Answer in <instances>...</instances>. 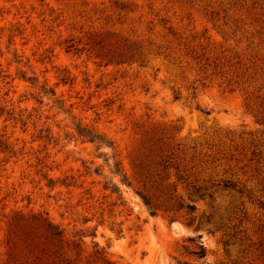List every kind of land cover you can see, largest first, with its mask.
<instances>
[{
    "label": "rangeland",
    "instance_id": "obj_1",
    "mask_svg": "<svg viewBox=\"0 0 264 264\" xmlns=\"http://www.w3.org/2000/svg\"><path fill=\"white\" fill-rule=\"evenodd\" d=\"M165 175L194 212L148 213ZM44 220L73 264H264V0H0V264Z\"/></svg>",
    "mask_w": 264,
    "mask_h": 264
},
{
    "label": "trees",
    "instance_id": "obj_2",
    "mask_svg": "<svg viewBox=\"0 0 264 264\" xmlns=\"http://www.w3.org/2000/svg\"><path fill=\"white\" fill-rule=\"evenodd\" d=\"M52 94L55 95L53 92ZM76 130L80 137L88 140L89 142L98 144L100 147L106 146L113 150L111 144L105 142L99 135L93 133L92 131L80 127H77ZM200 159L201 158L196 157L191 158L194 163L195 161H198L194 166L190 168L191 171L196 170L198 172H202L201 164L203 163V161ZM160 166L162 167L163 174H166V171L169 168L173 167V165L164 158L161 159ZM111 171L113 175L120 177L123 184L130 186V184L128 183L127 176L124 173L120 162L114 160V164L111 167ZM167 177V175H165L164 177L162 176L160 182L155 184L154 187H156V190H154L155 194H152V196L139 193L142 203L147 209L148 213L151 216L156 217L158 215L159 210H163L165 212H174L175 214L179 211H183L186 215H189L194 212L196 210V205L187 203L185 201L184 196L182 195L181 197H179L177 194V185L165 183V179H167ZM178 181H181V186L187 192V196L193 197L199 201H206L208 199L214 200L216 194L220 192H237L239 194L243 193L242 190H240L235 184H233L230 180L227 179L216 180L212 183L210 181H203L202 184H198V180L191 181L188 174L181 171V176H178ZM109 185L111 186H108V184H106L105 189H110L112 194H119L120 198H123L121 195V190L117 184L110 182ZM35 221H38V219H35ZM39 228L41 229L38 231V233H40L39 238L41 239L42 246L39 247V245H37V247H35L34 249L32 248V246L26 247V249L31 254L34 253L33 251H40L41 258L36 260L43 264H73L74 261L71 260L64 253L63 232L47 220H44L39 226ZM19 232L20 231H17V233H13L15 234V240L17 239V235L19 234ZM32 234L33 232H30L29 234L23 236L26 238L22 241H24V243H27L28 240L31 238ZM11 240L12 238L10 236L8 244H12V250H16L17 241L15 242L14 238L12 241ZM190 241L194 242L195 240L190 239ZM80 244L81 243L74 245V249H78ZM67 247L70 246L67 245ZM194 254L200 258L206 257V248L202 242L198 243L197 250L196 252H194ZM13 255L14 257L16 256L14 253H12V257Z\"/></svg>",
    "mask_w": 264,
    "mask_h": 264
}]
</instances>
